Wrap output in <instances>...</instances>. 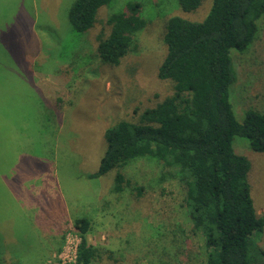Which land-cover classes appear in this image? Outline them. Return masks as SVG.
<instances>
[{
	"label": "rangeland",
	"instance_id": "rangeland-1",
	"mask_svg": "<svg viewBox=\"0 0 264 264\" xmlns=\"http://www.w3.org/2000/svg\"><path fill=\"white\" fill-rule=\"evenodd\" d=\"M72 1L0 0V264H63L78 244L72 223L81 215L91 220L93 264H205L203 237L182 206L183 184L160 180V162L121 167L129 183L120 191L113 168L94 179L84 174L98 167L105 128L135 120L171 93V83L156 77L167 17L200 19L210 0L186 14L176 0H134L147 23L135 35L136 51L118 65L94 56L95 36L108 33L107 16L130 0L101 6L82 33L67 19ZM258 23L248 49L230 51L237 78L229 98L239 120L248 108L264 112V14ZM42 93L55 124L52 112L42 117ZM233 148L249 160L250 196L264 218V153L239 136ZM263 251L264 227L246 238V260L264 264Z\"/></svg>",
	"mask_w": 264,
	"mask_h": 264
},
{
	"label": "trees",
	"instance_id": "trees-1",
	"mask_svg": "<svg viewBox=\"0 0 264 264\" xmlns=\"http://www.w3.org/2000/svg\"><path fill=\"white\" fill-rule=\"evenodd\" d=\"M111 1L73 0L67 10L72 30L82 33L91 28L98 21L97 10ZM202 2L176 0L185 14ZM141 10L140 2L130 0L107 16L108 33L99 31L95 36L93 54L100 63L118 65L127 53L136 51L135 35L147 23ZM263 14L264 0H210L200 19L167 17L162 35L165 52L156 77L171 83V93L141 110L135 120L120 119L105 128L98 167L84 174L94 179L113 168V189L120 191L129 183L121 167L139 158L160 162V180L183 184L182 206L192 230L203 237L205 264H250L246 238L264 227L250 196L249 160L233 148V139L239 136L252 150L264 153V112L248 108L239 120L229 98L237 78L230 51L248 49L258 36ZM42 96L47 102L42 117L52 112L55 124L56 111ZM134 189L141 194V187ZM72 225L80 241L71 264H91L98 253L85 236L91 220L77 216Z\"/></svg>",
	"mask_w": 264,
	"mask_h": 264
},
{
	"label": "built area",
	"instance_id": "built-area-1",
	"mask_svg": "<svg viewBox=\"0 0 264 264\" xmlns=\"http://www.w3.org/2000/svg\"><path fill=\"white\" fill-rule=\"evenodd\" d=\"M78 237H79V235H78ZM79 241H80V237H79L78 243H79ZM77 246H78V244H77ZM77 246H76V248H75V251H74L73 257H72L71 259L67 260V261H63V264H71V263H74V262H75Z\"/></svg>",
	"mask_w": 264,
	"mask_h": 264
},
{
	"label": "crops",
	"instance_id": "crops-1",
	"mask_svg": "<svg viewBox=\"0 0 264 264\" xmlns=\"http://www.w3.org/2000/svg\"><path fill=\"white\" fill-rule=\"evenodd\" d=\"M58 196H59V192H58V194H57ZM96 259H97V257H96ZM96 260H94L93 262H95ZM93 262L91 263V264H93Z\"/></svg>",
	"mask_w": 264,
	"mask_h": 264
}]
</instances>
